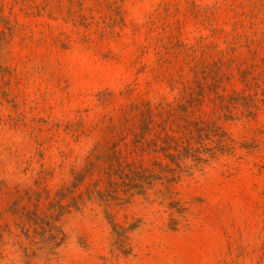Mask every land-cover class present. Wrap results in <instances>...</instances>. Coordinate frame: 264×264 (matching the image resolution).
<instances>
[{
	"label": "rangeland",
	"instance_id": "rangeland-1",
	"mask_svg": "<svg viewBox=\"0 0 264 264\" xmlns=\"http://www.w3.org/2000/svg\"><path fill=\"white\" fill-rule=\"evenodd\" d=\"M0 264H264V0H0Z\"/></svg>",
	"mask_w": 264,
	"mask_h": 264
}]
</instances>
